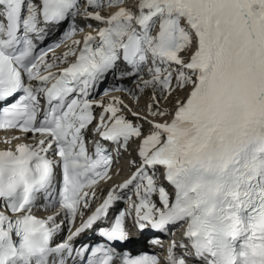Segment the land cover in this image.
Masks as SVG:
<instances>
[{"label":"snow or ice","instance_id":"1","mask_svg":"<svg viewBox=\"0 0 264 264\" xmlns=\"http://www.w3.org/2000/svg\"><path fill=\"white\" fill-rule=\"evenodd\" d=\"M0 130V264H264V0H0Z\"/></svg>","mask_w":264,"mask_h":264},{"label":"bare ground","instance_id":"2","mask_svg":"<svg viewBox=\"0 0 264 264\" xmlns=\"http://www.w3.org/2000/svg\"><path fill=\"white\" fill-rule=\"evenodd\" d=\"M80 37H82V35H79ZM17 142V141H16ZM16 142H14L13 144H15ZM7 146L6 145H4V144H0V149H3V148H6ZM120 167L122 168V173H120L121 175L122 174H125V173H123L124 171H127V173H129V167H128V165H127V161H125V160H122V163L120 164ZM119 169H115V171L117 172ZM120 171V170H119ZM125 177H128L127 175L125 176ZM117 179V176H116V173H113V178H112V180L108 183V184H110V183H113V182H115V180ZM126 179V178H125ZM107 184V185H108ZM104 186H105V184H104ZM101 194V189H97V197L99 196ZM94 204V203H93ZM93 204L91 205V207L93 206ZM90 207V208H91Z\"/></svg>","mask_w":264,"mask_h":264},{"label":"rangeland","instance_id":"3","mask_svg":"<svg viewBox=\"0 0 264 264\" xmlns=\"http://www.w3.org/2000/svg\"><path fill=\"white\" fill-rule=\"evenodd\" d=\"M179 95H180V96H183V93H180ZM171 106H172V105H171V104H169V107H171Z\"/></svg>","mask_w":264,"mask_h":264}]
</instances>
